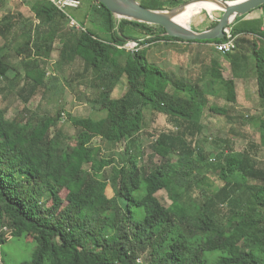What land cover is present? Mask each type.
Masks as SVG:
<instances>
[{
  "label": "trees",
  "instance_id": "16d2710c",
  "mask_svg": "<svg viewBox=\"0 0 264 264\" xmlns=\"http://www.w3.org/2000/svg\"><path fill=\"white\" fill-rule=\"evenodd\" d=\"M94 1L90 6L100 22L92 26L101 27L105 37L85 26L89 11L79 20L81 28L66 27V14L50 0H34L38 21H22L11 12L0 19V75L7 76V54L14 48L25 59L24 76L33 92L47 77L34 57L49 58L59 40V64L82 60V83L93 91L88 101L105 112L74 120L72 144L61 128L53 131L64 109L56 117L32 120L25 114L9 118L0 108V260L7 240L27 236L36 244L32 258L20 264H264V165L247 149H222L211 159L194 140L203 131L205 89L149 64L146 47H123L131 39L139 44L183 39L167 35L161 25L156 31L152 24L120 19ZM142 4L167 6L160 0ZM243 16L231 25L233 32L253 37L238 38L236 49L250 42L264 101V29L259 23L237 25ZM145 33L157 35L144 40ZM124 77L125 92L114 95ZM214 79L235 90L234 80L223 79L221 69L211 75ZM231 95L227 99L235 101ZM146 107L164 113L175 127L151 145V159L159 156V163L141 164L142 153L133 149ZM211 108L231 118L228 108ZM260 127L264 140L262 119ZM96 137L113 147L126 142L125 149L117 158L103 154L93 143ZM205 168L213 169L222 183L208 178ZM197 181L203 185L194 190ZM109 185L112 195L107 194ZM163 188L170 190V205L157 195ZM64 190L66 198L61 197ZM148 251L150 263L140 259Z\"/></svg>",
  "mask_w": 264,
  "mask_h": 264
},
{
  "label": "rangeland",
  "instance_id": "374dc122",
  "mask_svg": "<svg viewBox=\"0 0 264 264\" xmlns=\"http://www.w3.org/2000/svg\"><path fill=\"white\" fill-rule=\"evenodd\" d=\"M139 1L142 3L151 0ZM160 1L166 3V8L175 7L171 5L177 2L176 0H173L174 2L172 3V0ZM179 1V4H182L188 0ZM33 3L34 0H3L0 2V19L6 13L11 12L22 21H26V19L29 20L28 18L38 21L34 15ZM91 3L95 5L96 1L92 0L90 4ZM90 4L88 0H84V4L80 8L72 10V13L78 20L81 21L83 19V13L89 11L90 13H87L89 18L85 26L96 30L98 34L105 37L106 33L101 29V27L99 29L98 25H95V29L94 26H92L93 22H100V15L97 10H94L93 7L91 8ZM222 12L223 11L221 9L213 11L201 9L193 15L188 25L191 27L199 26L203 28H210L213 23L218 21ZM65 25L66 27H72L68 20H66ZM152 25H154V29L156 31L159 29V25ZM19 27L20 25L18 24L15 29L18 30ZM147 33L141 35V38L147 40L149 38H154L157 35ZM11 35L14 36L16 34L13 33ZM247 36L251 39L253 37V35L250 34H247ZM240 37L241 35L238 34L237 39ZM129 42L126 43L125 46L130 50H134L137 46L138 49L146 47L145 53L149 60V64L155 68L160 65L159 67L162 66L161 68L165 69L166 72L173 73L172 69L174 65V57L172 52L167 55L168 57H166L165 60L161 61L160 58V61L162 62L161 65V63H159L160 61L158 62V51L161 52L163 50L162 45L164 44L167 49L171 47H182L180 43H174L172 41L167 42L160 39L144 44H136L137 46L132 47L131 45L134 42ZM61 46L62 44L58 40L55 43V48L49 58L42 56H35L37 58L34 57L36 62L47 70V77L45 80L46 83L33 92L30 91V85L27 83L28 80H26L24 76L25 69L23 62L25 59L22 55L17 54L14 48H11V50L8 51L7 61L10 64V69L7 71V76L0 75V108H5L7 110L6 114L9 118L25 114V116L32 120H38L46 116L56 117L58 111L60 109H64L65 116L58 118L57 125L53 128V131L55 128H61L67 137L66 140L74 144L76 142L77 131V125L74 120L87 116L100 117L105 115V112L99 111L96 106L88 101V97H93V91L86 84L82 83V77L79 74L84 69L82 60L78 58L70 65L59 64ZM203 46L208 47L209 50L214 49V44H211L210 42L208 44H203ZM183 52L184 50H182L181 53ZM192 57H194V54H192ZM197 60L200 64L198 68L202 74L205 71V66H203V71H201L202 65H205V55H198ZM16 72H19L20 76L15 77L14 75ZM192 74V82H200L196 80V74ZM210 75L211 74H209V77ZM202 78V82L204 83L205 88H207L208 85L205 82L206 75ZM126 86L127 79L124 77L120 85L115 90L114 95H122L126 90ZM203 97L206 103L203 114L204 126L203 131L195 136V144L202 147L206 153L209 154L211 159H214V156L222 149L226 151L232 149L236 151L247 149L250 150L251 154L260 162L261 165H264V140L262 138L263 129L260 127V120H264V109L262 111V109L253 107L250 110L248 107L246 108V113L241 115H232L230 118L226 115L219 114L211 108L212 106L218 105L221 107H228L230 105L229 102H225L221 99V97L217 96L209 98L208 94L203 95ZM251 104L252 106H259L262 105V102L260 100L252 101ZM69 113L72 115L68 117ZM173 129H175V127L168 122V118L164 113L154 111L150 107L145 108L144 128L139 133L138 139L134 143L133 148L134 151L136 150L137 152L142 153L140 157L141 164L146 162H161V157L159 156H154L151 159V155L153 153L151 145L161 132H168ZM93 143L102 148L103 154L116 158L119 156V152L124 151L126 145V142H123L118 144L116 147H113L100 137H96L93 140ZM203 170L204 172L207 171L206 168ZM107 172H111V167L107 168ZM206 176H208V178L210 177L212 181H216L217 183L214 182L216 184L222 183L213 169L208 170L206 172ZM194 185V190H197L199 186L203 185V183L197 181ZM67 193V190L62 191L61 197L66 198ZM107 194H114L110 185L107 189ZM157 195L164 204H171L172 199L170 196V190L163 188L157 192ZM124 202L125 200H122V203ZM238 219L240 218L237 217L233 220ZM233 220H231L227 226L229 231L234 228L232 224ZM5 230L10 233L9 228H5ZM35 244V241L31 237L27 236L10 238L2 245L1 250L4 261L0 260V264H20L25 260H30L32 258V251L34 250ZM151 256L152 255L148 251L143 253L140 259L150 263L149 261H151Z\"/></svg>",
  "mask_w": 264,
  "mask_h": 264
},
{
  "label": "crops",
  "instance_id": "0c3cea01",
  "mask_svg": "<svg viewBox=\"0 0 264 264\" xmlns=\"http://www.w3.org/2000/svg\"><path fill=\"white\" fill-rule=\"evenodd\" d=\"M236 23L237 25H242L244 23H252L256 25V23H259L261 24V29H264V7H258L253 9L249 13L245 14L243 18L241 20H238ZM192 28L196 30L208 29L199 26H194ZM243 36L247 37L246 39H249L248 37L249 35L247 36V34L244 33L241 35V37ZM165 41L180 43L182 47L179 48L171 47L166 49V45L165 44L162 45L163 50L161 52L158 51L159 54L158 62L160 61V58L161 61L165 60L166 57H168L167 55L171 54L172 52L174 57V65L172 72L176 74L178 78H182V79L184 78L192 84L198 83L200 86L202 85L204 86V83L202 82L203 79L202 77L206 75L205 82L208 85V87L206 86L207 88H205V86L204 87L202 86V88L205 89L204 95L208 94L209 98L216 96L221 97V99L224 100L225 102H229L230 105L228 107L226 106H222V107L228 108L231 116L241 115L243 113H246L247 112L246 108L248 107L250 110L251 108L254 107L257 109H262L263 111L264 101L259 99L260 96L258 94V75L256 70V60L250 42L248 41L245 42V46L243 47V49H235L234 51L229 53H222L218 51L215 46L213 50H209L208 47L203 46V44H208L209 42H203V41L199 42L194 40H184V41L165 40ZM214 42L215 41H212L210 43L212 44ZM182 50H184L183 53H181ZM192 54H194V57H192ZM202 54L205 55V63H204L205 65H202L201 71H203V66H205V71L201 74L198 68L200 64L197 60V56ZM161 61L159 63H161L162 65ZM209 64H210V68H209ZM218 69H221L223 79L234 80L235 82L234 91L226 90L223 84L217 79L211 80V75L212 74L215 75L216 70ZM192 73L196 74L195 78L197 81L200 82H196V81L192 82L193 79ZM209 74H211L210 77ZM231 94L236 96L235 101H229L228 99H226ZM258 100L262 102V105L252 106L251 104L252 101H258ZM247 115L249 114L247 113ZM260 124H261V120H260Z\"/></svg>",
  "mask_w": 264,
  "mask_h": 264
},
{
  "label": "water",
  "instance_id": "95a60500",
  "mask_svg": "<svg viewBox=\"0 0 264 264\" xmlns=\"http://www.w3.org/2000/svg\"><path fill=\"white\" fill-rule=\"evenodd\" d=\"M118 18H127L149 24L161 25L166 34L180 37L184 40H205L224 38L225 29L255 8L264 4V0H206L216 3L223 11L217 23L205 30H196L187 24L175 19V14L182 11L192 2L201 0H188L172 8H151L139 0H100Z\"/></svg>",
  "mask_w": 264,
  "mask_h": 264
},
{
  "label": "built area",
  "instance_id": "2783aa9c",
  "mask_svg": "<svg viewBox=\"0 0 264 264\" xmlns=\"http://www.w3.org/2000/svg\"><path fill=\"white\" fill-rule=\"evenodd\" d=\"M58 9L63 11L67 18L68 22L71 24V26L81 28L82 25L80 21L73 15L72 10L78 9L82 6V0H50ZM226 35L223 40L215 41L213 44L216 47V49L222 53H229L236 49L237 47V34L233 32L232 27L229 25L225 29ZM134 42L131 46L135 47L139 45V41L135 39L128 40ZM138 42V43H137ZM125 43V44H126ZM125 44L123 47H126ZM130 44V42H129ZM137 44V45H136ZM129 49L128 47H126ZM134 49H138V46ZM63 116H65V113H63Z\"/></svg>",
  "mask_w": 264,
  "mask_h": 264
},
{
  "label": "bare ground",
  "instance_id": "6f19581e",
  "mask_svg": "<svg viewBox=\"0 0 264 264\" xmlns=\"http://www.w3.org/2000/svg\"><path fill=\"white\" fill-rule=\"evenodd\" d=\"M201 9H207L209 11L218 10L220 7L211 1L201 0L190 3L182 11L175 14V19L183 24L189 23L193 15L199 12Z\"/></svg>",
  "mask_w": 264,
  "mask_h": 264
}]
</instances>
